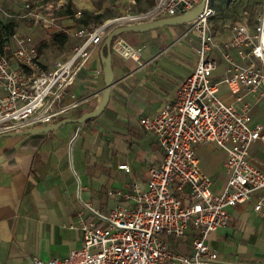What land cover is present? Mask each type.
<instances>
[{
  "label": "built area",
  "instance_id": "1",
  "mask_svg": "<svg viewBox=\"0 0 264 264\" xmlns=\"http://www.w3.org/2000/svg\"><path fill=\"white\" fill-rule=\"evenodd\" d=\"M200 1L152 0L144 11L126 13L101 24L91 21L81 25L70 32L79 39L71 54L44 70L36 67L39 54L32 37L14 34L11 58L18 65L14 66L6 53H0V134L51 124L87 102L89 98L78 99L72 94L64 101V95L115 26L179 15ZM214 14L207 0L203 10L183 24L182 36L193 33L198 38L192 47L194 68L155 115L139 119L154 134L163 152L160 163L149 169L145 188L133 183L124 200L104 212L82 202L79 224L70 225L79 229L81 247L70 249L63 257H34L33 264H222L206 242L208 233L229 221L230 207L248 200L256 191L260 195L254 210L260 212L264 207V173L249 155L255 141L264 145V134L262 125L252 122L250 105L242 102L246 93L264 88V0L253 22L246 18L232 21L230 37L220 47L225 73L217 81L211 77L215 60L208 57L216 46L209 28ZM14 17L45 30L58 28L50 5L36 7L25 2L15 13L0 6V21ZM111 49L122 57L140 58V48L121 37L113 40ZM219 85L226 86L234 102L219 97ZM202 143H211L225 153L227 179L218 193L212 191L211 179L199 164L196 146ZM118 167L129 170L125 164ZM188 230L192 238L189 250L184 252L177 243Z\"/></svg>",
  "mask_w": 264,
  "mask_h": 264
},
{
  "label": "crops",
  "instance_id": "2",
  "mask_svg": "<svg viewBox=\"0 0 264 264\" xmlns=\"http://www.w3.org/2000/svg\"><path fill=\"white\" fill-rule=\"evenodd\" d=\"M25 2L36 7L50 5L58 28L43 29L49 34L48 38L41 37V31L33 30L36 26L30 21L14 17L10 20L15 25L14 34L31 36L38 46L41 40L48 42L50 34L65 29L68 40L76 44L66 49L64 58L79 43L70 32L85 25L79 21L83 11L107 21L144 11L152 5V0H111V7L97 0H0V6L15 13ZM106 6L114 10L112 16H104ZM77 12L79 16L75 15ZM91 21L89 17L88 23ZM184 29L183 24L170 25L119 35L135 40L140 58L122 57L111 49L113 81L100 115L80 124L67 123L54 131L36 134L41 138L27 141L31 136L28 135L0 140V264H33L34 257L47 260L65 256L82 244L79 229L70 227L79 224L82 202L104 212L124 200L123 195L132 191L133 183L145 188L149 169L160 163L163 152L154 134L139 119L155 115L174 97L183 77L193 70L196 56L192 47L197 45L198 38L182 36ZM230 34L231 26L221 43L217 44L214 37L216 46L208 53L216 63L211 74L214 81L225 73L220 47ZM7 44L6 54L11 58L15 47L13 36ZM100 49L101 45L64 95V101L71 94L78 99L89 98L88 101L58 120L77 118L99 104L105 87ZM38 63L47 64L42 53ZM218 95L225 102H234L225 85H219ZM242 102L250 105L252 122L260 123L264 134V88L246 93ZM235 104L239 106L240 102ZM196 154L202 171L211 179L212 191L220 192L227 179L223 166L225 153L211 143H202L196 146ZM249 155L251 162L264 173L263 143L255 141ZM122 164L129 170L120 169L118 166ZM259 195L256 191L248 200L230 207L229 221L208 233L206 242L217 252L222 264H264V207L260 212L254 210ZM88 214L84 211V216ZM191 238L192 231L188 230L177 243L178 248L188 251Z\"/></svg>",
  "mask_w": 264,
  "mask_h": 264
},
{
  "label": "water",
  "instance_id": "3",
  "mask_svg": "<svg viewBox=\"0 0 264 264\" xmlns=\"http://www.w3.org/2000/svg\"><path fill=\"white\" fill-rule=\"evenodd\" d=\"M206 1L207 0H201L194 8L188 10L185 13L175 15L172 17H162V18H158L152 21L129 23L125 25L115 26L108 33L103 43L101 44L100 57L103 63L105 87L103 89V94L100 99V102L96 108H94L93 110L89 112L82 114L81 116L77 118L65 117L51 124L33 127V128L25 129L22 131L1 133L0 139L6 138V137H21V136H28V135L44 134V133L54 131L64 124H67V123L80 124L86 121L87 119L100 115L104 107L107 104L109 94H110V87L113 81V73H112V68H111V44H112V41L115 39V37L126 31L145 32V31L160 28L163 26L185 24L191 21L197 14H199L203 10ZM104 48L106 51L105 54H104Z\"/></svg>",
  "mask_w": 264,
  "mask_h": 264
},
{
  "label": "rangeland",
  "instance_id": "4",
  "mask_svg": "<svg viewBox=\"0 0 264 264\" xmlns=\"http://www.w3.org/2000/svg\"><path fill=\"white\" fill-rule=\"evenodd\" d=\"M111 0H97V2L103 3V5H108L111 7L112 3H109ZM261 0H231L226 3H222L220 7H213L215 9V15L210 19L209 24H210V29L212 30L214 37L216 38V43L219 44L221 43L220 39L224 38L230 29L231 22L234 21L235 19L239 18H246L250 20L251 22L254 21V12L258 8ZM108 6H106V10L104 12V16H112L114 13V10L111 8L109 9ZM91 18V17H90ZM94 24H101L104 21L99 20L98 22L93 21ZM30 26V25H29ZM33 30L35 31H41V37L45 36L48 38V32L44 31L43 28L35 25ZM122 34V33H121ZM120 34V35H121ZM123 35V34H122ZM189 35H195V34H189ZM196 36V35H195ZM118 37H121L118 35ZM188 37V36H187ZM123 38V37H121ZM128 44L132 46H136L135 40L130 39V38H123ZM45 41V40H43ZM42 42V40H41ZM46 42V41H45ZM48 43V42H47ZM183 44L185 43L182 42ZM76 42L72 39H69L67 43L60 49L55 45L52 44H47L41 46V51L43 58L47 60L46 66L43 65L42 63H37L36 67L38 70H44L45 67H48L52 64L53 61L58 60V59H63L65 57V51L67 48L70 46H74ZM225 89V88H224ZM37 126H42V125H36ZM6 139V138H2ZM0 139V140H2Z\"/></svg>",
  "mask_w": 264,
  "mask_h": 264
},
{
  "label": "trees",
  "instance_id": "5",
  "mask_svg": "<svg viewBox=\"0 0 264 264\" xmlns=\"http://www.w3.org/2000/svg\"><path fill=\"white\" fill-rule=\"evenodd\" d=\"M231 0H209V4L212 7H220L222 3L229 2ZM220 5V6H219ZM74 12L71 13L73 15ZM91 17L93 21L96 20V22L99 21V15H92L88 11H83V18H81L79 21L82 22L83 24H88V18ZM15 33V25L13 22L9 21H0V53H6V46L8 45L7 43L9 42V39L14 35ZM118 37V36H116ZM115 37V38H116ZM68 41V35L65 29H61L58 32L52 33L49 35L48 43L45 41H42L37 48L38 54L41 51V46L47 45V44H52L57 46L58 48H62ZM113 42V41H112ZM106 53L105 48H104V54ZM89 120V119H87ZM86 120V121H87ZM41 138V135H31L29 136L28 140H31L33 138Z\"/></svg>",
  "mask_w": 264,
  "mask_h": 264
}]
</instances>
